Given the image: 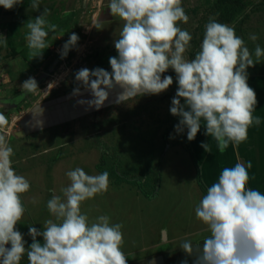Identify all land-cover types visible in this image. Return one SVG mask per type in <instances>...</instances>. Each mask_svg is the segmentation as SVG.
Instances as JSON below:
<instances>
[{
    "label": "clouds",
    "instance_id": "1",
    "mask_svg": "<svg viewBox=\"0 0 264 264\" xmlns=\"http://www.w3.org/2000/svg\"><path fill=\"white\" fill-rule=\"evenodd\" d=\"M22 2L0 0V7L11 10ZM30 8L39 10L40 0H31ZM108 9L112 16L124 21L119 39L114 40L118 55L109 57L111 72L100 67L76 71L75 80L93 97L79 100V104L99 110L113 91L117 104L159 95L173 84L170 75L162 79L172 69L178 87L169 111L179 117L174 126L177 134L187 129V140L193 141L203 124L205 135L217 142L221 153L230 143L239 145L247 140L248 129L261 123V118L253 115L258 101L248 84L247 69L264 57V48L256 45L254 61L235 28L210 17L200 50L188 60L184 54L193 37L178 26L190 19L182 0H109ZM49 12L45 7L25 24L27 45L38 51L40 58L48 47L46 28L55 32L58 27L47 21ZM249 39L255 42L258 36L250 34ZM78 41L79 36L71 33L62 45L60 58H66ZM21 89L18 100L25 92L33 93L39 88L36 79L29 77ZM72 94L81 95L80 87L74 88ZM7 124L6 115L0 112V130ZM170 138L174 137L170 134ZM200 146L211 152L209 143L201 142ZM13 155L6 136L0 134V264H20L25 254L28 264H127L122 250L123 224L111 223L108 215L90 221L88 214L81 211L83 202L108 191L107 171L97 175L86 174L80 167L68 171L71 183L61 189L62 195L51 190L47 201L54 219L45 220L42 231L30 225L32 242L26 247L27 241L17 225L26 212L22 196L31 184L12 167ZM251 167L250 161L225 167L218 181L207 188L195 215L208 226L210 235L202 244L194 246L186 240L180 245L192 257V264H264V193L248 187ZM37 237H42L43 243ZM180 264H189L188 259Z\"/></svg>",
    "mask_w": 264,
    "mask_h": 264
},
{
    "label": "rangeland",
    "instance_id": "2",
    "mask_svg": "<svg viewBox=\"0 0 264 264\" xmlns=\"http://www.w3.org/2000/svg\"><path fill=\"white\" fill-rule=\"evenodd\" d=\"M30 3L31 0H23L11 10L0 7V112L8 119L0 134L6 136L14 150L12 167L18 171L48 161V167L61 165L65 175L71 163L61 160L73 156L72 165L78 164L86 174L107 171L108 191L89 199L82 212L88 214L90 221L108 215L111 223H122L123 252L153 242L158 245L145 254L127 257V264L148 263L151 258L154 264H175L185 258L192 264V257L180 249L181 243L187 240L194 246L202 244L210 229L195 215L205 195L198 182L197 170L200 173L201 164L191 141L187 140V129L177 134L173 126L176 117L169 111L178 87L174 70L162 75V79L172 76L173 84L159 95H144L117 104L113 91L99 110L91 109L76 117L69 114L68 119L66 111L71 105L91 94L75 80L76 71L96 67L112 71L109 57L118 55L114 40L119 39L124 21L110 14L109 0H40L39 10L31 9ZM182 6L190 19L178 26L193 37L184 54L186 59H194L200 50L210 17L233 26L253 53L254 61L256 45L264 48V0H182ZM45 7L50 10L47 21L58 27L55 32L46 28L48 47L42 50L40 58V53L27 45L25 24ZM73 32L79 36L77 47L61 59L62 45ZM250 34L257 35L258 40H250ZM247 71L248 81L264 77V57ZM29 77L36 79L39 89L25 92L23 99L18 100L21 86ZM76 87H80L81 95L72 94ZM25 113L38 117V121L50 122L60 118L61 113L64 115L58 119L60 129L51 128L45 134L39 130L36 135H29L21 132V117ZM40 127L50 128L43 123ZM49 143L51 147H47ZM29 159L31 162H27ZM205 176L212 183L218 181L211 170ZM124 187L135 191L139 200L129 190L120 192ZM165 226L170 233L176 232L177 240L164 239L161 229ZM25 230L27 247L32 240L28 229ZM37 240L43 243L40 237ZM20 264H28L26 254Z\"/></svg>",
    "mask_w": 264,
    "mask_h": 264
},
{
    "label": "crops",
    "instance_id": "3",
    "mask_svg": "<svg viewBox=\"0 0 264 264\" xmlns=\"http://www.w3.org/2000/svg\"><path fill=\"white\" fill-rule=\"evenodd\" d=\"M248 84L250 87L254 89V91L257 94L258 103L253 115L259 116L261 118V123L258 126L253 125L248 129L247 140L239 145H234L230 143L228 148L223 153H221L218 150L217 142L210 136L205 135L206 128L202 124L201 128H203V130L201 131L199 136L197 135L198 137L196 136L197 138L191 141L192 148L194 149V152L197 154V160L199 161V164H201L200 173H201L202 181L206 186V188L210 187L213 184L212 181H210L205 176V172L207 170H211V172L214 173L215 177L218 179L219 174L223 170V168L233 167L237 162L247 163L250 161L252 167L248 169L250 176L248 187L259 190L261 193H264V77L250 78ZM82 99L83 100L91 99V94L87 95L86 98H82ZM70 109L66 111V114L68 115V119L71 118L70 115L76 117L82 112L83 113L90 112L89 110H91L88 109L87 105L79 104L78 101H75L71 105ZM63 113H61L60 118L56 117L54 121L52 120V122L47 121L48 119H45L46 121H41V119L40 121H38L39 120L38 117L35 116V118H33L32 115L25 113L23 114V117H21L22 118V121L20 123L21 132L23 134L29 133V135H36L37 131L39 130L43 131L41 133L45 134L51 128L53 130L60 129L59 128L60 126H58L57 124H59L58 119L60 120L62 119L64 115ZM38 122H42L43 125H45L46 127L49 126L50 128H46V130H42V128L40 127L42 123H38ZM201 142L209 143L211 152H205V150L200 146ZM56 143H57L56 145L62 144L61 142H56ZM51 145L52 143H49L47 144V147H51ZM66 160L67 163H71V165L75 161L74 157L70 156V157H66L64 160L62 159L61 163ZM27 162H31L30 159ZM206 164L210 165L209 168L207 167ZM71 165L69 166L70 170H74L75 168L78 167V164L77 166L76 165L71 166ZM61 167H62L61 165L58 166L56 165V167H52V166L48 167V161H44V163H40L39 165L28 166L26 168L16 171L17 174L25 176L31 184L30 190L27 193L23 194L22 196V200L26 208V212L24 214L23 219L17 225V229L22 234L23 232L26 231L25 230L26 228L27 229L29 228L30 225L42 231L43 222L47 219H54V217L51 216V214L48 212V209L46 207L47 201L52 196L51 190L55 189V193L57 195H62L61 189L67 187L71 183L66 173L65 175H63V172L60 170ZM126 190H129L133 194H135L136 200H139L138 198L140 197L135 191H132L131 188L124 187L121 189L120 192ZM111 193H113V191H111ZM87 202H89V200L82 203L81 211H83ZM161 230L167 233L166 239L168 237V239H171L173 241L177 240L178 237L175 236L176 232L170 233L169 230L166 228V226ZM142 234L143 233L141 231V236ZM40 238L43 241V238L42 237ZM154 248L155 249L158 248L156 242L155 243L153 242L146 247L142 246L140 249L138 248V246H136L135 250L133 249L131 251H125L124 253L128 258H133L139 253L145 254L146 251H152ZM153 261L154 258H151L150 260H148V263H143L144 261H141V262H136L134 264H152L151 262ZM161 261L162 263H164L163 258Z\"/></svg>",
    "mask_w": 264,
    "mask_h": 264
},
{
    "label": "trees",
    "instance_id": "4",
    "mask_svg": "<svg viewBox=\"0 0 264 264\" xmlns=\"http://www.w3.org/2000/svg\"><path fill=\"white\" fill-rule=\"evenodd\" d=\"M178 121H179V117H176V120H175V123H174L173 126H175V125L178 123ZM193 160H194V163H197L196 160L194 159V157H193ZM197 171H198V182H199L200 188L202 189V191H203L204 194L206 195L207 188H206V186L204 185V183H203V181H202V179H201V177H200L199 170H197ZM129 183H132V181L129 182ZM145 196H146V197H149L148 194H145ZM181 261H182V260L178 261V262L175 263V264H180ZM189 261H190V260L188 259V262H189Z\"/></svg>",
    "mask_w": 264,
    "mask_h": 264
},
{
    "label": "water",
    "instance_id": "5",
    "mask_svg": "<svg viewBox=\"0 0 264 264\" xmlns=\"http://www.w3.org/2000/svg\"><path fill=\"white\" fill-rule=\"evenodd\" d=\"M163 237H164V239H166V233H165V231H163ZM7 247H10V245H7Z\"/></svg>",
    "mask_w": 264,
    "mask_h": 264
},
{
    "label": "bare ground",
    "instance_id": "6",
    "mask_svg": "<svg viewBox=\"0 0 264 264\" xmlns=\"http://www.w3.org/2000/svg\"><path fill=\"white\" fill-rule=\"evenodd\" d=\"M155 263V262H154Z\"/></svg>",
    "mask_w": 264,
    "mask_h": 264
}]
</instances>
